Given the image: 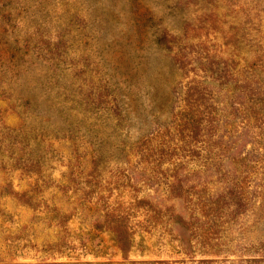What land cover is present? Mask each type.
<instances>
[{
	"label": "rangeland",
	"instance_id": "374dc122",
	"mask_svg": "<svg viewBox=\"0 0 264 264\" xmlns=\"http://www.w3.org/2000/svg\"><path fill=\"white\" fill-rule=\"evenodd\" d=\"M0 264H264V0H0Z\"/></svg>",
	"mask_w": 264,
	"mask_h": 264
}]
</instances>
